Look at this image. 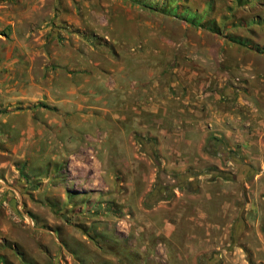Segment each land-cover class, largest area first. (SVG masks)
Returning a JSON list of instances; mask_svg holds the SVG:
<instances>
[{
	"label": "rangeland",
	"instance_id": "obj_1",
	"mask_svg": "<svg viewBox=\"0 0 264 264\" xmlns=\"http://www.w3.org/2000/svg\"><path fill=\"white\" fill-rule=\"evenodd\" d=\"M44 1L54 7L42 28L56 30L53 41L25 46L27 60L17 45L0 43V264H134L157 249L161 255L167 249L172 262L175 242L191 244L190 235L199 236L193 242L204 250L196 264H229L240 246L247 264H264L247 249L260 246L258 238L239 237L240 221L233 219L228 238V221L217 212L214 216L212 207L222 202L207 201L204 193L213 190L206 185L200 189L211 180H247L238 156L230 150L235 160L223 159L220 154L228 146L213 136L220 154L207 152L208 138L201 155L180 146L186 153L178 156L173 141L127 124L131 110L116 100L110 77L121 47L117 42L130 30L131 15L155 23L152 31L162 28L173 39L261 35L264 43V0ZM147 31L135 27V37ZM128 47L123 51L132 53ZM72 56L96 60L102 75L98 107L64 109L56 102L65 99L62 79L68 64L76 63ZM50 73L56 85L51 99ZM35 94L41 98L31 101ZM180 161L197 165L181 171ZM187 172L198 174L187 179L196 191L172 188L188 185ZM146 200L154 204L147 206ZM196 204L203 205L208 217L190 219ZM165 222L173 227L171 241L162 234ZM261 229L264 233V223Z\"/></svg>",
	"mask_w": 264,
	"mask_h": 264
},
{
	"label": "crops",
	"instance_id": "obj_2",
	"mask_svg": "<svg viewBox=\"0 0 264 264\" xmlns=\"http://www.w3.org/2000/svg\"><path fill=\"white\" fill-rule=\"evenodd\" d=\"M92 9L96 10L95 7ZM53 11L54 7L49 9L44 0H0V43L17 45L23 54L21 58L27 60L25 46L54 40L55 29L53 32L47 28L42 30L47 24L44 19L52 16ZM129 19L127 28L130 30L117 42L118 47L121 46L117 49L118 61L110 70L116 100L126 102V109L131 110L127 124L142 125L157 132L161 139L165 137L173 141L180 157L186 153L185 150L179 151L180 146L201 155L204 143L212 136L219 138L228 146V151L232 150L238 156L241 162L238 166L250 176L247 180H211L200 189L206 185V190H213L214 193H204L207 201L218 199L222 202L218 208L217 203L212 207L214 216L217 212V216L228 221L229 228L224 227L228 238L232 219L240 221L239 237L254 234L258 238L261 245L247 249L258 261L264 262V233L261 229L264 223V53L247 47L253 44L264 48L259 39L261 35L241 39L243 43L248 42L246 46L232 43L230 38L214 36L200 41L190 37L173 39L160 32L162 28L152 31L155 23L136 21L132 15ZM135 27L149 31L135 37ZM258 27L254 30L257 31ZM126 47L132 53L123 51ZM7 55L9 58L10 53ZM43 56L46 57L44 53ZM72 58L77 64H68L69 73L62 79L61 90L65 99L56 102L64 109L98 107L95 99L102 98V94L96 95L101 90L102 75L96 60L86 56ZM52 78L50 73L47 82L49 99L51 88L56 86ZM86 92L91 96L83 97ZM40 98L35 94L30 99L37 101ZM54 99L52 102L55 103ZM90 99L94 102L90 103ZM206 125L210 126L209 130L205 129ZM196 165L180 161L178 167L187 171ZM175 166L177 168V164ZM199 204L194 206L190 219L208 217L203 205ZM211 229L215 231V224ZM172 231L173 227L165 222L162 234L167 241H171ZM216 237L217 234H213L212 240L218 241ZM198 239L199 236L190 235L187 241L191 244L175 242L172 262L167 260V249L162 250V255L157 249L149 259L134 264H185L190 253L192 256L186 264H196L197 256L204 251L198 250L199 245L194 244ZM241 249V246L236 248V257L229 264H247Z\"/></svg>",
	"mask_w": 264,
	"mask_h": 264
},
{
	"label": "trees",
	"instance_id": "obj_3",
	"mask_svg": "<svg viewBox=\"0 0 264 264\" xmlns=\"http://www.w3.org/2000/svg\"><path fill=\"white\" fill-rule=\"evenodd\" d=\"M212 26H214L215 25V22L213 21L212 22ZM212 29V31H216V26H215V28H213V27H211ZM213 29H215V30H213ZM230 40H231V42H234V43H237V44H239V45H243V46H246V45H249L248 44V42L247 43H243V41H241V40H237V39H234V38H230ZM247 47H250V49H255L256 51H258V52H260V53H264V48H260L259 46H257V45H253V44H250L249 46H247ZM206 150H207V152L208 153H210V154H214L215 153V155H217V153H219L220 154V152L219 151H222L221 150V148H220V143H219V141L216 139V138H210V139H208V144H207V146H206ZM222 153V152H221ZM220 156L223 158V159H225L224 157H228L230 160H235V155L232 153V152H230V151H227V152H225V153H222V154H220ZM235 156V157H234ZM197 175L198 174H194L193 172H187V173H185L184 174V176H185V181L187 182V179L188 178H190V177H197ZM185 182V183H186ZM188 183V182H187ZM191 184H189L188 183V185H184V184H181V185H176V186H172V188H178V189H181V188H184V189H186V190H188V191H190V192H195L196 191V187H195V185L194 186H190ZM149 200V199H148ZM166 200H168L167 198H165V199H161V201H166ZM150 201V200H149ZM145 204L147 205V206H151L152 204H154V203H150V202H148L147 200H146V202H145Z\"/></svg>",
	"mask_w": 264,
	"mask_h": 264
}]
</instances>
